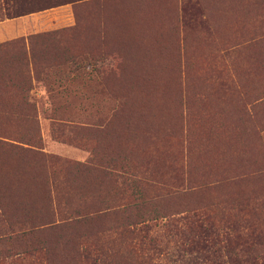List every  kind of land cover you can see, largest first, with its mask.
I'll return each mask as SVG.
<instances>
[{"label": "rangeland", "instance_id": "1", "mask_svg": "<svg viewBox=\"0 0 264 264\" xmlns=\"http://www.w3.org/2000/svg\"><path fill=\"white\" fill-rule=\"evenodd\" d=\"M84 1L0 0V43L56 32L31 49L49 60L30 62L29 114L1 77L18 44L0 50V264H228L234 211L138 223L108 173L264 198V0Z\"/></svg>", "mask_w": 264, "mask_h": 264}, {"label": "trees", "instance_id": "2", "mask_svg": "<svg viewBox=\"0 0 264 264\" xmlns=\"http://www.w3.org/2000/svg\"><path fill=\"white\" fill-rule=\"evenodd\" d=\"M74 1L69 0V2ZM74 13L77 19L78 12L76 8L74 9ZM55 33H38L29 35L25 39L21 38L0 43V50L5 51L11 50V45L18 44V56H15L16 58L11 57L10 59L12 68L9 71L1 72V77H4L5 81L9 82L16 89L13 92L12 103L10 102L9 107L19 114L26 111L29 114L31 113L29 111L32 109V104L29 101V92L32 88V74L29 72L30 62L36 65L35 61L32 60V46L38 41L48 39ZM27 43L30 47L29 52L24 49ZM54 59H56V56ZM48 60L43 54L40 57V62H37L38 64L33 67V75L34 71L37 72L36 69H40V71L44 69ZM27 137L31 139L27 141V144L34 145L35 140L32 139L33 136L29 134ZM0 139L15 141L3 134H0ZM113 161H115L113 158H109L106 161V165ZM121 167L125 169L121 168L123 171L119 170V172H113L110 169L108 174L116 179H122L120 183L125 184L126 187H132L134 202L130 206L134 210V217L138 223L166 217L162 225L170 227H181L182 225L195 227L209 220L204 211L205 208L214 205L216 208H219L218 211L221 215L219 220L221 222L224 221L226 223L227 221L230 222V220H236V223L240 224L242 229H245L244 232L239 231L238 226L237 230H232L233 225L231 222L220 227L223 239L225 240L224 247L228 256V264H264V198L257 197L251 201L245 198L244 195L233 194L230 195V199L228 196L225 199H220L221 196L216 195L213 197V193L208 190V186L206 185L191 189V186H188L190 183L189 178L185 187L184 183L179 182L176 184L174 180L169 182L156 181L150 175L136 177L137 174L131 170V166L128 163ZM261 174L264 176V167ZM149 187H154L158 194H149L147 192ZM260 190V187L252 189L253 192ZM262 196L264 197V193ZM220 204L221 207L218 206ZM249 210L253 211V214L256 213L258 215L252 217V214H249ZM230 211H234L236 219H227ZM179 213H183V215L175 218V214ZM142 230H144V227L139 228V232ZM3 252L7 253L8 250L0 249V254ZM19 253L23 256L27 254V251L21 250ZM20 254L17 257H12L11 255L13 254H8L5 257H11L12 262L15 264H21L23 258L22 256L19 257Z\"/></svg>", "mask_w": 264, "mask_h": 264}]
</instances>
